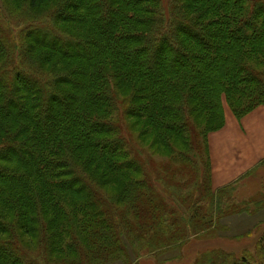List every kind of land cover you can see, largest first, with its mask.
<instances>
[{"label":"trees","instance_id":"1","mask_svg":"<svg viewBox=\"0 0 264 264\" xmlns=\"http://www.w3.org/2000/svg\"><path fill=\"white\" fill-rule=\"evenodd\" d=\"M5 1L0 264H133L236 209L231 184L211 190L208 135L222 96L238 119L264 106V0ZM135 139L164 158L150 173Z\"/></svg>","mask_w":264,"mask_h":264},{"label":"rangeland","instance_id":"2","mask_svg":"<svg viewBox=\"0 0 264 264\" xmlns=\"http://www.w3.org/2000/svg\"><path fill=\"white\" fill-rule=\"evenodd\" d=\"M0 6L4 9V12L14 14L11 12L14 9L9 1L0 0ZM7 26L9 30H14V25L11 22H8ZM61 47L66 48L64 42H61ZM56 61L58 60L50 61V63H56ZM226 105L231 111L227 99L222 96L223 114L224 106ZM135 141L137 150L142 148L144 153L154 160L149 162L151 170H147V173L152 172L161 161H164V158L155 156L152 152L153 155H151L146 149H143L142 146L145 147L147 145L146 142L141 144L136 139ZM149 158H144V160L147 161ZM177 185L179 186L178 182ZM231 185L226 189L229 196L227 203L236 205V209L234 211H226L223 216L217 218L215 220L217 223L214 225L215 229L212 232L207 234V236L196 238L191 237L192 234H190L188 242L183 244L180 250L163 253L157 257L142 254L138 261L133 264H192L199 253H204L207 250H221L230 253L236 258L245 256L250 261H253L251 263L259 261L262 255L264 256V244L260 243L261 241L264 242V160ZM157 186L161 189L160 192L164 197V201L171 204L170 201L172 198L174 199V195H177L178 192L169 184L170 188L164 187L166 190H163L158 183ZM239 202L244 205L242 210L237 207ZM216 209L219 211V207ZM178 222L180 223V221ZM172 228L171 232H180L181 228H183L182 231L190 233L193 226L179 225L177 228L173 226ZM262 247L263 251H261ZM260 261L258 264L264 263Z\"/></svg>","mask_w":264,"mask_h":264},{"label":"crops","instance_id":"3","mask_svg":"<svg viewBox=\"0 0 264 264\" xmlns=\"http://www.w3.org/2000/svg\"><path fill=\"white\" fill-rule=\"evenodd\" d=\"M210 186H228L264 160V106L238 119L224 106V124L208 135Z\"/></svg>","mask_w":264,"mask_h":264},{"label":"bare ground","instance_id":"4","mask_svg":"<svg viewBox=\"0 0 264 264\" xmlns=\"http://www.w3.org/2000/svg\"><path fill=\"white\" fill-rule=\"evenodd\" d=\"M237 207H238L239 209H241V210H242V209H243V207H244V205H243L242 203H240V202H239V203H237Z\"/></svg>","mask_w":264,"mask_h":264}]
</instances>
